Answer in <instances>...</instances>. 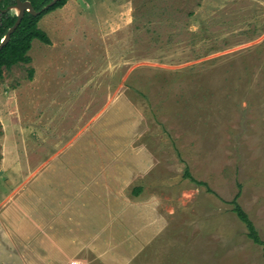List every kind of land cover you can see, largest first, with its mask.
Returning <instances> with one entry per match:
<instances>
[{
    "label": "rangeland",
    "instance_id": "374dc122",
    "mask_svg": "<svg viewBox=\"0 0 264 264\" xmlns=\"http://www.w3.org/2000/svg\"><path fill=\"white\" fill-rule=\"evenodd\" d=\"M39 27L0 79V264H264L231 203L264 240V0H69Z\"/></svg>",
    "mask_w": 264,
    "mask_h": 264
},
{
    "label": "trees",
    "instance_id": "16d2710c",
    "mask_svg": "<svg viewBox=\"0 0 264 264\" xmlns=\"http://www.w3.org/2000/svg\"><path fill=\"white\" fill-rule=\"evenodd\" d=\"M29 1L32 3L34 9L37 11H41V13L38 15H33L30 12L26 11L22 22L11 35L10 40L0 50V79L3 78L5 70L11 69L17 64H27L32 61V58L29 55V51L33 46L34 40L38 39L45 44H51L49 35L46 31L39 27V22L47 13L59 8H63L69 0H59L53 6L49 7L46 10H43V8L53 0ZM15 3L16 0H0V44L2 43L9 29L15 24L18 18L16 14L10 11L2 12L1 9H4L8 5ZM186 176H188L194 182H197L199 185L207 186L208 189L211 190L206 182L197 181L192 176L189 169H186ZM238 198L239 194L231 201L234 206L233 211L236 213L238 218L246 225L249 238L252 239L256 244L264 246V240L262 239L259 230L257 229L253 220L250 218L249 214L239 203Z\"/></svg>",
    "mask_w": 264,
    "mask_h": 264
},
{
    "label": "water",
    "instance_id": "95a60500",
    "mask_svg": "<svg viewBox=\"0 0 264 264\" xmlns=\"http://www.w3.org/2000/svg\"><path fill=\"white\" fill-rule=\"evenodd\" d=\"M57 1L59 0H53L48 5H46L43 10L48 9L49 7L53 6ZM16 10L17 20L15 24L9 29L7 34L5 35L2 43L0 44V50L3 48V46L10 40L11 35L14 33V31L18 28L20 23L22 22V19L26 13V11L30 12L33 15H38L41 13V11H37L34 9L32 3L29 0H16V3L13 6L8 7L7 9H4L3 11H9V10ZM42 10V11H43Z\"/></svg>",
    "mask_w": 264,
    "mask_h": 264
},
{
    "label": "flooded vegetation",
    "instance_id": "af4514ba",
    "mask_svg": "<svg viewBox=\"0 0 264 264\" xmlns=\"http://www.w3.org/2000/svg\"><path fill=\"white\" fill-rule=\"evenodd\" d=\"M14 4H11V5H8L6 8H4V9H7L8 7H10V6H13ZM4 9H1L2 10V12H8V11H3ZM10 12H12V10H9ZM14 14H16V13H14Z\"/></svg>",
    "mask_w": 264,
    "mask_h": 264
}]
</instances>
